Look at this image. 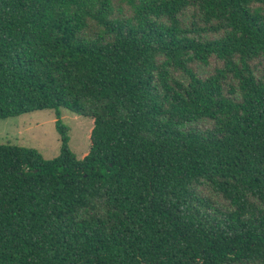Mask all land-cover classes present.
<instances>
[{
  "label": "trees",
  "instance_id": "obj_1",
  "mask_svg": "<svg viewBox=\"0 0 264 264\" xmlns=\"http://www.w3.org/2000/svg\"><path fill=\"white\" fill-rule=\"evenodd\" d=\"M43 110L57 158L0 144V264H264V0H0V121Z\"/></svg>",
  "mask_w": 264,
  "mask_h": 264
},
{
  "label": "rangeland",
  "instance_id": "obj_2",
  "mask_svg": "<svg viewBox=\"0 0 264 264\" xmlns=\"http://www.w3.org/2000/svg\"><path fill=\"white\" fill-rule=\"evenodd\" d=\"M188 17V16H187ZM185 17V21L188 18ZM215 61L210 66H196L199 75L211 73ZM186 80V76L179 75ZM63 123L69 129L70 149L77 159H83L90 150V134L93 120L76 115L69 110H61ZM0 144H11L17 147L37 150L46 160H53L60 155V136L56 129V113L52 110L35 111L14 118L0 121ZM202 195L210 196L221 208H226L227 203L220 196L207 189H200Z\"/></svg>",
  "mask_w": 264,
  "mask_h": 264
}]
</instances>
